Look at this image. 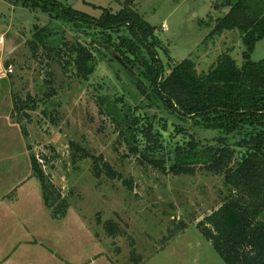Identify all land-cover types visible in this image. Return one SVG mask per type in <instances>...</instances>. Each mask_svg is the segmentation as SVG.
Here are the masks:
<instances>
[{"label":"rangeland","instance_id":"rangeland-1","mask_svg":"<svg viewBox=\"0 0 264 264\" xmlns=\"http://www.w3.org/2000/svg\"><path fill=\"white\" fill-rule=\"evenodd\" d=\"M58 1L95 19L103 8L114 14L120 10L111 0ZM220 1L137 0L138 12L156 26L149 41L157 45L166 74L187 58L199 73L207 72L226 53L243 63L245 47L238 30L213 34L230 9ZM25 4L26 0H0V36L5 38L0 46V264H135L134 252L141 264H226L197 228L222 205L228 193L224 176L202 165L191 174L176 175L146 163L130 149L127 133L104 104L123 98L138 106L136 114L157 123L160 117L168 119L169 128L163 132L171 158L168 166L176 147L189 140L176 133L172 123L190 127L203 145H217L222 138L237 150L241 148L237 143L254 126L229 134L193 127L149 98L152 87L146 75L152 64L145 68L129 49V29L96 30L56 11ZM44 28L51 48L70 40L93 52L96 68L88 79L42 45L34 52L31 42ZM109 49L126 60L128 70L111 60ZM251 59H264V38ZM32 101L35 109H30ZM16 102L24 106L18 114ZM72 142L90 157L74 156ZM31 155L67 200L65 217L55 218L45 205ZM96 164L103 169L100 175ZM103 164L120 177H108ZM18 176L27 182L19 188L17 204L1 201ZM108 220L117 224V235L110 234Z\"/></svg>","mask_w":264,"mask_h":264},{"label":"trees","instance_id":"trees-1","mask_svg":"<svg viewBox=\"0 0 264 264\" xmlns=\"http://www.w3.org/2000/svg\"><path fill=\"white\" fill-rule=\"evenodd\" d=\"M111 1L116 2L120 10L114 14L110 9L103 8L99 19L65 6L58 0H26L25 5L47 12L56 11L64 19L96 30L117 33L129 29L132 35L129 49L145 68L152 64L149 66L151 74L146 75L152 87L149 98L162 102L166 110L193 127L201 126L229 134L254 126L237 143L241 147L237 150L222 138L217 145H203L190 127L172 123L174 131L188 136L189 140L176 147L175 156L168 166L171 158L163 136L169 128L168 119L160 117L157 123L149 116L136 114L138 106L126 103L123 98L113 102L107 100L104 104L114 122L122 128V132L127 133L130 149L146 163L163 173L176 175L191 174L198 165L215 174H222L228 193L222 205L199 221L197 228L226 264H264V59H251L257 42L264 38V0H221L218 3L230 9L218 22L213 34L221 35L232 30L241 33L245 47L241 65L226 53L219 56L207 72L199 73L195 62L187 58L178 62L168 74L158 55L157 45L149 41L156 26H152L138 12L137 0ZM49 36L47 28L36 33V41L31 42L34 52L42 45L47 51H53L59 61L65 59L67 66H74L79 77L88 79L96 68L93 52L81 42L70 40L61 41L57 47L51 48L46 43ZM110 50L114 49H109L108 54ZM122 59L125 65H120L128 70L126 60ZM32 102L30 109H35V102ZM15 105L18 114L24 106H19L17 102ZM71 148L74 156L90 157L88 151L75 142L71 143ZM30 159L33 175L41 183L45 205L55 218L65 217L69 208L67 200L35 155H31ZM103 165L108 177H120L110 166ZM95 170L97 175L103 173L99 164L95 165ZM105 224L112 236L119 233L113 220ZM139 259L140 256L134 252L135 264H141Z\"/></svg>","mask_w":264,"mask_h":264},{"label":"crops","instance_id":"crops-1","mask_svg":"<svg viewBox=\"0 0 264 264\" xmlns=\"http://www.w3.org/2000/svg\"><path fill=\"white\" fill-rule=\"evenodd\" d=\"M19 181L15 180L11 185H9L6 189H5V193L3 195V197L1 198L3 200H11L12 205L17 204V202L19 201V197H18V191L19 188L25 183L27 182V180L22 179L21 176H18ZM17 181V182H16ZM17 188V190H16ZM16 192V193H15ZM16 214V213H15ZM24 242V241H22ZM28 243H30V240L27 241ZM20 243V242H19Z\"/></svg>","mask_w":264,"mask_h":264},{"label":"water","instance_id":"water-1","mask_svg":"<svg viewBox=\"0 0 264 264\" xmlns=\"http://www.w3.org/2000/svg\"><path fill=\"white\" fill-rule=\"evenodd\" d=\"M109 54L117 63H119L121 65H125L123 59L121 58V56L116 51L110 50Z\"/></svg>","mask_w":264,"mask_h":264},{"label":"built area","instance_id":"built-area-1","mask_svg":"<svg viewBox=\"0 0 264 264\" xmlns=\"http://www.w3.org/2000/svg\"><path fill=\"white\" fill-rule=\"evenodd\" d=\"M4 43H5V38L3 36H0V46L4 45ZM10 71L12 70L10 69Z\"/></svg>","mask_w":264,"mask_h":264}]
</instances>
